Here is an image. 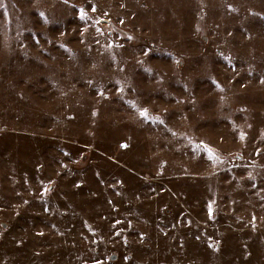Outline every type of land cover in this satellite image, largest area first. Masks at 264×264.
<instances>
[{
    "label": "rangeland",
    "instance_id": "obj_1",
    "mask_svg": "<svg viewBox=\"0 0 264 264\" xmlns=\"http://www.w3.org/2000/svg\"><path fill=\"white\" fill-rule=\"evenodd\" d=\"M0 264H264V0H0Z\"/></svg>",
    "mask_w": 264,
    "mask_h": 264
},
{
    "label": "crops",
    "instance_id": "obj_2",
    "mask_svg": "<svg viewBox=\"0 0 264 264\" xmlns=\"http://www.w3.org/2000/svg\"><path fill=\"white\" fill-rule=\"evenodd\" d=\"M0 196H1V194H0ZM3 209H4V207L0 204V211Z\"/></svg>",
    "mask_w": 264,
    "mask_h": 264
}]
</instances>
